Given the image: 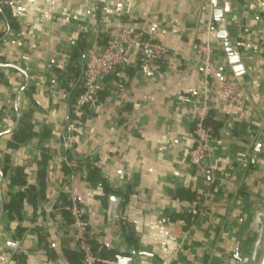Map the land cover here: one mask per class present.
<instances>
[{
  "label": "crops",
  "instance_id": "0c3cea01",
  "mask_svg": "<svg viewBox=\"0 0 264 264\" xmlns=\"http://www.w3.org/2000/svg\"><path fill=\"white\" fill-rule=\"evenodd\" d=\"M208 1L4 0L17 28L0 15V264H81L60 196L80 203L102 258L242 264L249 251L243 231L254 204L264 201V0H216L217 9L228 8L224 27L242 70L234 73L212 16L216 69L205 83L193 57ZM124 23L166 47L170 61L140 62L135 50L100 84L84 120H74L76 85L70 74L62 83L58 71L73 65L70 53L83 35L87 47L101 45L106 31ZM84 54L75 62L79 76ZM234 78L247 90L248 115L223 93L222 83ZM201 109L216 128L213 181L188 162ZM29 110L33 138L8 148L17 117ZM43 153V198L9 218L4 205L12 195L27 186L39 192ZM18 168L26 186L10 185Z\"/></svg>",
  "mask_w": 264,
  "mask_h": 264
},
{
  "label": "built area",
  "instance_id": "2783aa9c",
  "mask_svg": "<svg viewBox=\"0 0 264 264\" xmlns=\"http://www.w3.org/2000/svg\"><path fill=\"white\" fill-rule=\"evenodd\" d=\"M207 8L210 12L207 17L206 32L193 57V61L201 67L202 79L205 83H208L216 69V54L212 50L211 37L214 31L211 0L208 1ZM105 39L104 45L94 42L85 51L82 61L81 84L78 86L79 94L70 106L76 121L85 114L89 106L97 101L98 91L103 80L124 65L135 50H139L141 54L140 62L150 60L169 62L172 56L169 50L155 41L153 37L137 30L129 23L106 31ZM116 88L123 91L121 84H117ZM222 90L230 105L243 110L246 115L252 111L253 107L249 101L247 90L236 78L224 81ZM212 135V127L207 124V113L205 109H201L194 121V146L188 155V162L192 168L210 181H213L214 174L210 163ZM71 179L72 177H69L68 181ZM68 201L69 205L64 206L63 210L70 216L81 264H118L117 260L102 258L94 252L89 240L88 224L84 218L83 208L74 197L70 196ZM256 220L259 222V219ZM254 226L250 225L243 231L242 238L244 240L248 241L251 238L250 231ZM247 254L254 256L256 253L252 254L249 250ZM242 260H246V256Z\"/></svg>",
  "mask_w": 264,
  "mask_h": 264
},
{
  "label": "trees",
  "instance_id": "16d2710c",
  "mask_svg": "<svg viewBox=\"0 0 264 264\" xmlns=\"http://www.w3.org/2000/svg\"><path fill=\"white\" fill-rule=\"evenodd\" d=\"M0 15L6 19L10 29L17 28L16 22L11 15V10L9 6L2 0H0ZM86 39H87L86 35H83L78 41L76 47L70 53V60L73 65H71L70 68L65 72L58 71L62 83L64 84L67 83L69 78L72 77L71 79H73V83L74 85H76L75 91H71L70 93V106L79 94L78 86L81 84V76H79V68L75 64V62L78 61L80 57H82V55L85 52V49L87 48ZM105 43H106V39L104 38L102 45H104ZM212 50L215 53V49L213 47H212ZM68 74H70V77L67 76ZM71 116L74 119V116L72 115V113H71ZM31 117H32L31 110H29L28 112L24 113L21 116L18 122L17 129L11 135V139L7 144L8 148L13 149V150H18L33 138L34 134L32 130L33 126L31 123ZM78 120L82 121L84 120V117L82 116ZM207 124L212 127L213 134H214L216 128L214 126V123L211 120H209L208 117H207ZM46 159H47V156L45 153H43L42 159L38 163L37 186L39 187V192L35 193V188L33 186H27V189L25 190L24 193H17L15 195H12L10 202L4 205V213L9 218H13V215L16 216L17 218L20 216V212L22 210V206L24 202L29 205L34 206L37 196H40V198H43L45 180H46L45 178ZM7 162L8 160L6 159V163ZM6 169H7V166L5 167L4 171ZM63 171L65 174L67 173L70 174L69 169H67L66 167L63 168ZM10 185L19 186V187L26 186L25 175L23 174V171L20 168L14 170V176L10 179ZM60 198H61V209H63L64 206L69 205V201L64 196H60ZM62 215L67 220V223L71 224L69 214L65 212L64 210H62ZM93 250L95 249L93 248ZM77 257H79L80 259V255ZM112 260H116V257H112Z\"/></svg>",
  "mask_w": 264,
  "mask_h": 264
},
{
  "label": "water",
  "instance_id": "95a60500",
  "mask_svg": "<svg viewBox=\"0 0 264 264\" xmlns=\"http://www.w3.org/2000/svg\"><path fill=\"white\" fill-rule=\"evenodd\" d=\"M212 8H213V19L216 22V29H217V38L222 40L224 42V48L226 51L227 59L230 65L233 66V71L234 73L239 76L241 74L242 68L239 65L240 63V58L239 56L235 53L234 48L232 47V44L229 40L228 33L225 30L224 27V12L228 10L226 7L225 10H220L216 8V0H212ZM81 76H82V70H81ZM19 122V118L17 117L15 127H17ZM118 264H132V260L130 258H125V257H119L116 259ZM258 264H264V242H263V247L261 250V256L259 259Z\"/></svg>",
  "mask_w": 264,
  "mask_h": 264
},
{
  "label": "rangeland",
  "instance_id": "374dc122",
  "mask_svg": "<svg viewBox=\"0 0 264 264\" xmlns=\"http://www.w3.org/2000/svg\"><path fill=\"white\" fill-rule=\"evenodd\" d=\"M255 219H259V222ZM255 225L251 228V238L247 241L249 250L254 256H246V260H242V264H258L261 250L264 242V201L262 203L254 204L252 207L251 215L249 217L248 226ZM245 259V256L243 257Z\"/></svg>",
  "mask_w": 264,
  "mask_h": 264
}]
</instances>
